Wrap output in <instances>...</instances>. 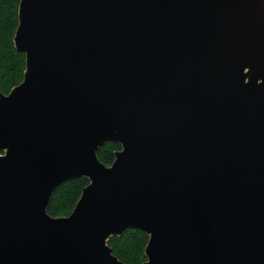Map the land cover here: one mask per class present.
<instances>
[{
  "label": "water",
  "instance_id": "1",
  "mask_svg": "<svg viewBox=\"0 0 264 264\" xmlns=\"http://www.w3.org/2000/svg\"><path fill=\"white\" fill-rule=\"evenodd\" d=\"M14 44L0 264H124L108 240L130 228L143 264H264V0H21Z\"/></svg>",
  "mask_w": 264,
  "mask_h": 264
},
{
  "label": "trees",
  "instance_id": "2",
  "mask_svg": "<svg viewBox=\"0 0 264 264\" xmlns=\"http://www.w3.org/2000/svg\"><path fill=\"white\" fill-rule=\"evenodd\" d=\"M21 0H0V92L7 95L24 79L26 55L18 52L14 36L19 25V5ZM122 149L120 143L107 142L97 151L98 158L110 166L115 154ZM0 151V155H1ZM89 179L82 177L68 180L52 193L47 212L54 217H64L72 213ZM149 235L139 229H127L122 236H112L108 245L113 254L124 264H143L147 261L146 247Z\"/></svg>",
  "mask_w": 264,
  "mask_h": 264
}]
</instances>
